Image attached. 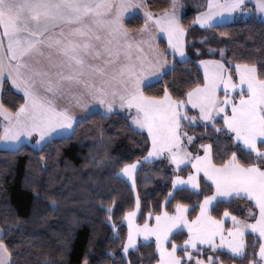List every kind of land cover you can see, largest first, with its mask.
Returning a JSON list of instances; mask_svg holds the SVG:
<instances>
[{
    "label": "snow or ice",
    "instance_id": "snow-or-ice-1",
    "mask_svg": "<svg viewBox=\"0 0 264 264\" xmlns=\"http://www.w3.org/2000/svg\"><path fill=\"white\" fill-rule=\"evenodd\" d=\"M249 2L206 0L194 22L219 26L218 17L223 20L225 14L249 11ZM181 7L180 0H170V10L156 15L143 0H0V91L9 83L22 93L24 101L15 111L0 101L4 121L0 142L20 145L22 137L36 133V144L40 145L46 139L50 143L54 134L74 133V124L98 111L93 107L78 118L77 108L98 106L105 116L125 110L133 130H146L151 141L143 158L146 162L163 157L177 173L183 171L181 165L192 169L186 179L173 176V191L168 197L175 199L176 191L201 189L202 181L207 194L193 206V218H189V205L178 201L173 212L159 211L154 224L145 220L142 225L134 223L140 208L137 196L136 210L125 217L128 232L122 246L124 256L130 250L139 251L136 237L143 236L145 241L155 238V264H193L190 249L199 257L202 249L198 245H208L212 250L226 247L240 264H264V65L258 71L255 63L236 64L238 79H234L221 60H201L203 82L183 93L184 98H174L167 89L162 96L146 94L151 86L149 77L162 79L167 74L169 54L187 59ZM140 9L143 23L133 32L126 17L136 18ZM253 10L264 16V0H254ZM161 34L167 40L163 51L156 42ZM220 55L223 57V50ZM191 110L197 111L190 114ZM196 126L214 134V139L208 136L212 142L200 143L203 155H194L186 147L193 143V136L185 128ZM225 141L235 150L228 147L221 151L219 146ZM139 163H124L120 169L133 187ZM236 199L251 202L248 215L254 222L224 210L223 216L231 217L233 224L225 229L224 221L212 211ZM252 208L258 209V218ZM112 227L115 229V224ZM249 229L262 241L258 253L246 250L245 232ZM185 230L187 238L177 245L172 237ZM9 234L0 229V264H27L23 252L14 255L19 245L9 241ZM81 264H88L87 254ZM126 264L132 261L126 260ZM194 264L223 262L209 256L207 260L195 259Z\"/></svg>",
    "mask_w": 264,
    "mask_h": 264
},
{
    "label": "trees",
    "instance_id": "trees-1",
    "mask_svg": "<svg viewBox=\"0 0 264 264\" xmlns=\"http://www.w3.org/2000/svg\"><path fill=\"white\" fill-rule=\"evenodd\" d=\"M145 3L156 15L170 10V0H145ZM205 3L206 0H183L181 20L187 59L181 61L169 54L167 74L151 83L146 94L162 96L167 89L174 98H184L183 93L203 82L201 60H221L231 74L235 73L236 64L243 63H255L258 71L262 70L264 20L253 10L254 5L249 3L252 14L248 16L241 13L229 23L200 27L194 22L195 16L204 10L201 5ZM142 23V17L137 16L126 24L139 28ZM159 47L163 51L167 43L160 39ZM1 101L13 111L24 102L22 94L8 83L3 86ZM126 117L122 112L107 116L97 112L76 124L70 136L53 138L41 147L26 143L15 150L0 149V229L8 230L9 241L19 245L14 255L23 252L27 264H81L85 254L88 264H126V260L132 264L150 261L155 264L153 257L158 254L153 242L140 243L139 251H130L127 257L122 253L127 239L123 220L133 210L136 197L119 172L124 163L147 156L151 146L147 133L134 131ZM185 131L196 138L191 146L195 152L199 151L200 143L212 142L209 135L214 139L211 130L202 126L188 127ZM213 147L215 150L217 145ZM219 147L221 151L228 147L235 150L226 141ZM214 159L219 162L215 153ZM182 169V174L189 172V167ZM172 178L171 170L161 160L140 165L135 178L140 222L149 213L172 211L178 201L189 205V217L193 218V206L207 194L203 181L199 191H176L175 199H171L168 193L173 191ZM224 210L242 215L234 200L215 208L212 215L220 218ZM172 238L182 244L187 233ZM260 242L257 235H245L248 252L258 253ZM216 255L223 263L240 264L228 252L218 251Z\"/></svg>",
    "mask_w": 264,
    "mask_h": 264
},
{
    "label": "rangeland",
    "instance_id": "rangeland-1",
    "mask_svg": "<svg viewBox=\"0 0 264 264\" xmlns=\"http://www.w3.org/2000/svg\"><path fill=\"white\" fill-rule=\"evenodd\" d=\"M180 2H181L182 7H183L182 0H180ZM249 3L252 4V5H254V0H250ZM182 7H181L180 10H179V15H180L181 12H183V11H182ZM136 11H137V10H136ZM138 11H139V12L141 11V13H139L138 16L142 15L143 9H140V10H138ZM239 14H241V13H239ZM242 14H244L245 16H248V15L252 14V9L250 8L249 11H246V12H244V13H242ZM256 14L264 20V16H262L260 13L256 12ZM140 17H142V16H140ZM127 18L132 19V18H130V16L126 17V20H127ZM159 41H160V36L157 37V41H156L158 45H159ZM145 50L147 51V48H146ZM169 68H170V66H169L168 64L165 65V70L168 71ZM167 71H166V72H167ZM232 75H233V78H234V79H238V75H237L236 72H235L234 74H232ZM148 79L151 81V83H154V82H156V81L159 80L156 76L149 77ZM93 107H97V108H98V111L104 112V110H103L102 108H99L98 106L90 105V106H89V109H86V111H85V115H87V112H88L89 110H91ZM189 107H190V106H189ZM98 111H97V112H98ZM193 111H194V113L191 112L190 114H195L197 110H193ZM117 112H122L123 114L128 115L127 112H126L125 110H118ZM85 115H83V116H85ZM80 117H81V116H80ZM73 126H74V125H73ZM71 131H72V130H68V132H63V133H61V135H62V134H64V135L67 134V136H70V135L72 134V133H70ZM145 132H146V130H145ZM146 133H147V132H146ZM189 135H190V134H189ZM54 136H58V135H55V134H54ZM192 136H193V135H192ZM24 140H26L25 142H27L28 144H32L33 146H36V147H41L45 142H47V139H46L45 141H42V142L40 143V145H37V144H36V141L38 140V137H33V138H31L30 140H28V139H24ZM195 140H196V138L193 136V142H194ZM150 144H151V141H150ZM192 144H193V143H192ZM192 144H186V147L188 148V150L191 151V152H193L194 155H195V154L203 155V149H202V148H199V151H197V152L192 151V149H191ZM15 146H17V145H16V144H13V143L0 142V149H1V148H7V149L11 148L12 150L18 149V147H15ZM150 147H151V146H150ZM155 160H161V161H163V162L169 167V169L171 170L173 176H174L175 174H179V175L184 176L185 179L187 178V174H188L189 172H187V174H182L181 171L177 173V171H176V169H175V166H174V165H171V164H170L167 160H165L163 157H154V158H150L149 161H155ZM137 161H140V163L137 164V169H136V171H135V173H134V177H135V178H136V172H137L138 168L140 167V165H141L143 162H146L143 158H142L141 160H137ZM135 162H136V161H135ZM184 167H185L184 165H181V168H184ZM189 171H192V169L190 168V166H189ZM201 175H202V174H201ZM119 176L123 177V178L128 182V184L130 185V187L132 188V190H133V192H134V194H135V197H137V194H136V186H135V187L132 186V181H131V179H129V178L126 177V176H123V174L120 173V172H119ZM209 183H210V182H209ZM194 191H199V189L194 190ZM234 201H236L237 208H238V210L242 213V215H236V214H233V213L230 212V211H229V212H230L232 215H236V216H238L240 219H245V218H247L249 223H253V222H254V219L248 215L249 207L251 206V202H250V201H247V200H242V199H236V200H234ZM174 209H175V207H174ZM174 209H173L172 211H169V212H173ZM189 209H190V208H189ZM133 210H136V203H135V206H134ZM133 210H131V211H133ZM163 210H165V209H163ZM252 211H255V212L257 213V218H258V209L252 208ZM139 214H140V208H139V210H136V216H135V218H134V223L137 224V225H142L144 222H140V221H139ZM125 217H126V215H125ZM154 217H155V215H152V218H149V215L147 216L146 220L148 221L149 224H154V223H155ZM189 218H190V217H189ZM217 219H222V220L224 221V227H225V229L231 228V227L233 226V224H232V220H231V217H224V216L222 215L220 218H217ZM123 223L126 225V227H127V232H128V222H127V220H126L125 218H124V220H123ZM185 232H186V230H185ZM246 234H254V235H257L258 238L260 239L259 234H258V233H253L250 229L247 230V231L245 232V235H246ZM225 235H227V233H225ZM126 240H127V239H126ZM136 240H137V247H138V245H139L140 243L153 242V243L155 244V238H154V237H150L147 241H145V239H144L143 236H137V237H136ZM260 241H261V239H260ZM261 242H262V241H261ZM125 243H126V242H125ZM217 243H219V238H218V237H217ZM177 245H182V244H177ZM198 247H200V248L202 249V251H201L199 257H197V254H196V250H195V249H190V251L193 253V264H194L195 259H197V258L207 260V258H208L209 256H215V257H217L216 253H217L218 251H225V252H228L229 254H231V253L228 251V249H227L226 247H225V248H222V249H218V250H212V249H209L208 245H198ZM130 251H132V250H130ZM157 254H158V253H157ZM181 254H182V253L179 251V248H178V255H181ZM217 258H218V257H217ZM184 259L187 260V257H184ZM218 260H219V258H218ZM219 261H220V260H219ZM223 264H226V263H223Z\"/></svg>",
    "mask_w": 264,
    "mask_h": 264
},
{
    "label": "crops",
    "instance_id": "crops-1",
    "mask_svg": "<svg viewBox=\"0 0 264 264\" xmlns=\"http://www.w3.org/2000/svg\"><path fill=\"white\" fill-rule=\"evenodd\" d=\"M143 3H144V6L147 8V6H146V3H145V0H143ZM182 3H183V0H182ZM132 11H136V10H132ZM182 11H184V4H183V7H182ZM139 13H141V11L139 12ZM183 12H181L180 13V16H181V14H182ZM240 12H237V13H233L232 15H228V14H225V16H224V19L223 20H220V18L218 17L217 18V20L219 21V25H221V24H226V23H229V22H231L233 19H234V17H235V15H237V14H239ZM140 16H142V19H143V12H142V15H140ZM129 20V18H127V20L125 21L126 23H127V21ZM197 25L198 26H200V27H207V26H201V25H199L198 23H197ZM129 27V26H128ZM129 29L131 30V31H133V32H135V31H137L139 28H133V27H129ZM160 36V39H162V40H164L166 43H167V40H166V37L165 36H163L162 34L161 35H159ZM158 36V37H159ZM185 38H186V34L184 35V47H185ZM170 50V52H171V49H169ZM185 53H186V50H185ZM175 57L178 59V60H185V59H182L180 56H179V54H176L175 55ZM186 57H187V54H186ZM199 67H200V69L202 70V72H203V75H204V71H205V69H204V66L199 62ZM226 68V67H225ZM227 69V68H226ZM167 71V70H166ZM9 84V83H8ZM9 86L12 88V86L9 84ZM13 89V88H12ZM14 91H16V92H19L18 90H15V89H13ZM20 93V92H19ZM22 94V93H21ZM1 95H2V91H0V101H1ZM74 111H75V113H76V115H77V117L79 118L80 116H83V115H85V111H86V109H79V108H77V109H74ZM98 112H101V111H98ZM191 112H193L194 113V111L193 110H191ZM0 124L3 126V124H4V121H3V118L2 117H0ZM75 125L76 124H74V126L73 127H75ZM145 131V130H144ZM66 132H68V131H66ZM70 133H72V131L70 132ZM67 136V134H59L58 136H54V138H60V137H66ZM33 137H38V134H36V133H34L33 134V136H31V137H22L21 138V144L20 145H17V146H15V147H20L21 145H23V144H26L27 142H25L26 140H24V139H28V140H30L31 138H33ZM51 139H53V138H51ZM48 141V140H47ZM3 149H7V148H3ZM9 149H11V148H9Z\"/></svg>",
    "mask_w": 264,
    "mask_h": 264
}]
</instances>
